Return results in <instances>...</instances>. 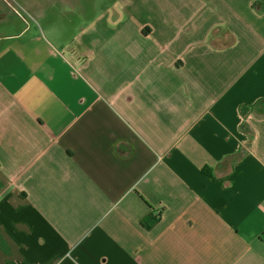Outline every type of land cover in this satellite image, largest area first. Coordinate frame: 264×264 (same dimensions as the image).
Instances as JSON below:
<instances>
[{"label":"crops","instance_id":"1","mask_svg":"<svg viewBox=\"0 0 264 264\" xmlns=\"http://www.w3.org/2000/svg\"><path fill=\"white\" fill-rule=\"evenodd\" d=\"M264 0H0V264H264Z\"/></svg>","mask_w":264,"mask_h":264},{"label":"built area","instance_id":"2","mask_svg":"<svg viewBox=\"0 0 264 264\" xmlns=\"http://www.w3.org/2000/svg\"><path fill=\"white\" fill-rule=\"evenodd\" d=\"M264 234V233H263Z\"/></svg>","mask_w":264,"mask_h":264}]
</instances>
